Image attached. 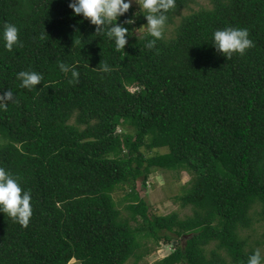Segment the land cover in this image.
Here are the masks:
<instances>
[{
  "label": "trees",
  "instance_id": "16d2710c",
  "mask_svg": "<svg viewBox=\"0 0 264 264\" xmlns=\"http://www.w3.org/2000/svg\"><path fill=\"white\" fill-rule=\"evenodd\" d=\"M200 1L211 8L182 15ZM71 2L0 0V32L17 25L23 45L0 39V166L33 208L27 227L0 213V264H139L149 241L174 246L155 264H246L257 248L244 232L264 222V0H176L171 38L148 49L147 33L133 36L125 50ZM135 12L118 22L147 23L127 25ZM226 27L246 28L254 47L217 52ZM24 70L43 84L21 87ZM156 170L191 177L176 197L191 216L151 212L138 184Z\"/></svg>",
  "mask_w": 264,
  "mask_h": 264
},
{
  "label": "clouds",
  "instance_id": "9594fccd",
  "mask_svg": "<svg viewBox=\"0 0 264 264\" xmlns=\"http://www.w3.org/2000/svg\"><path fill=\"white\" fill-rule=\"evenodd\" d=\"M133 3L139 6V11L133 13V18L126 21L127 25H134L136 17L143 16L147 23L139 28L131 29L120 24L119 18L125 16L132 8ZM177 6L176 0H72L69 7L76 16H83L96 27V34L103 33L113 41L117 50H125L129 45V38L136 36L138 40L144 39L146 31L151 39H146L145 47L152 49L157 41L163 38L169 21V13ZM0 39L6 50L22 47L20 29L17 25L6 23L0 32ZM213 47L217 52L227 58L233 54L244 55L247 50L254 47L246 28L226 27L213 33ZM59 69L71 74L72 80L79 78V71L75 65L64 62L59 63ZM103 71H109L105 64ZM17 79L21 87L28 90L36 89L43 84L44 77L41 73L31 70L20 71ZM12 92H6V97H12ZM32 193L25 190L19 178L3 166H0V213L11 217L15 222L27 227L33 215ZM246 264H264V252L260 248L248 256Z\"/></svg>",
  "mask_w": 264,
  "mask_h": 264
},
{
  "label": "rangeland",
  "instance_id": "374dc122",
  "mask_svg": "<svg viewBox=\"0 0 264 264\" xmlns=\"http://www.w3.org/2000/svg\"><path fill=\"white\" fill-rule=\"evenodd\" d=\"M136 9V12L139 11V6L133 3L132 6ZM211 8V5L206 1H200L197 5H193L190 9L183 11L182 15L187 16L193 12H198L201 9ZM142 18L145 19L142 15L136 17V19ZM180 19L176 20V25H167L164 36L166 38H171L174 32V29L179 24ZM146 22H143L142 25H145ZM147 32L144 31L143 35ZM122 132V128L118 130V133ZM164 152V151H163ZM191 177L185 173H174L168 171H154L150 176V179L146 183V187L142 184L141 180L138 184V190L142 194V198L146 199L147 203L151 207V212L155 215L166 216L173 212L178 213L182 218L192 215V210L190 208H183L181 203L176 200V197L181 196L187 190ZM128 191H119L114 194L115 200L118 204V207L121 209L123 216L128 217L129 212L125 210V207L128 205V202L123 201ZM134 225V223H132ZM136 225V224H135ZM244 236L249 239L250 245L255 248H260L264 252V222H257L251 229H248L244 232ZM256 241H259L261 244L258 246ZM148 249L153 252L145 257L139 264H155L156 262L166 258L174 251V246L172 244L167 245L164 242H161L159 246H155L153 241L148 242ZM75 263V260L72 261ZM132 264V263H130Z\"/></svg>",
  "mask_w": 264,
  "mask_h": 264
}]
</instances>
